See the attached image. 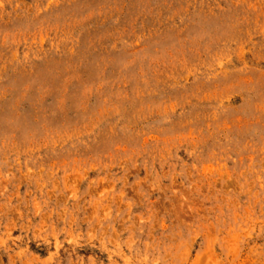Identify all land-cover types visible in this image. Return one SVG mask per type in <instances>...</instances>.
I'll return each mask as SVG.
<instances>
[{
  "label": "rangeland",
  "instance_id": "374dc122",
  "mask_svg": "<svg viewBox=\"0 0 264 264\" xmlns=\"http://www.w3.org/2000/svg\"><path fill=\"white\" fill-rule=\"evenodd\" d=\"M0 264H264V0H0Z\"/></svg>",
  "mask_w": 264,
  "mask_h": 264
}]
</instances>
